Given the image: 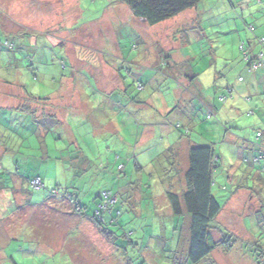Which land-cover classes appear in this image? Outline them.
Here are the masks:
<instances>
[{
  "label": "rangeland",
  "instance_id": "rangeland-1",
  "mask_svg": "<svg viewBox=\"0 0 264 264\" xmlns=\"http://www.w3.org/2000/svg\"><path fill=\"white\" fill-rule=\"evenodd\" d=\"M263 41L264 0H202L155 26L122 0H0V264H191L188 217L164 197L186 130L218 158L212 237L234 239L198 264L264 261L249 149L264 152V68L255 80L240 51ZM102 191L118 195L111 242L89 219Z\"/></svg>",
  "mask_w": 264,
  "mask_h": 264
},
{
  "label": "trees",
  "instance_id": "trees-1",
  "mask_svg": "<svg viewBox=\"0 0 264 264\" xmlns=\"http://www.w3.org/2000/svg\"><path fill=\"white\" fill-rule=\"evenodd\" d=\"M122 1L135 19L142 20L150 26H155L167 20L173 19L185 11L195 8V6L202 0ZM240 51L243 54L246 70L249 73H251L249 69L253 65V62L261 61L264 64L263 52L254 54L247 52L244 44H241ZM260 54L261 57L259 56ZM262 68H264V66H261L254 71L257 72ZM254 71L252 73H254ZM140 88L141 86L139 84V89ZM225 90L228 94H231L232 92L229 86L226 87ZM222 99H224V97H222ZM27 111L31 115L34 114V111ZM53 118H55V116H53ZM179 125L180 124L177 123L175 125L176 128H179ZM187 132L189 131L186 130L182 135L185 136ZM256 136L258 138H262L263 134L257 133ZM251 147L249 149L251 152H253V154L258 151L259 156L255 157H257V160L260 158L259 163L262 166L261 170L264 172V152L258 150L257 145L252 144ZM177 148H181L180 144L177 146ZM167 152L169 157L166 158V160L169 158L172 159V161H168V166L170 167L172 165V171L174 170L175 174L173 177L167 178L168 181L165 184L164 191L165 201L167 202V205L173 216L179 217L186 215L188 217L187 260L191 264H198L201 260L207 258L213 250L217 249L218 247L229 249L234 242V239L231 238L230 234L222 233V237L219 241L220 244H218L211 234V224L215 221L222 209L221 205L212 195L211 191L213 185V170L218 163V158L216 157V152L213 146L198 145L195 147H190L186 152V168L180 170L177 167L178 161L176 159V149L171 147L167 149ZM33 181L34 180H32L30 184L33 188H35L32 184ZM51 195L52 198L56 197L54 192H52ZM112 198H114V202H111ZM97 199V207L94 210L93 216L89 219L99 229L103 238L108 242H111L116 238L117 235V230L111 231L109 228V225H113L114 223L112 219L113 211L111 208L112 206L119 204L118 195L116 193H111V191H102L98 194ZM106 203L108 204L105 208L104 205ZM69 205L72 206L75 212H79L81 218L85 216L83 213V208L79 205V203L75 201ZM106 212L107 215L111 216L110 219L105 216ZM115 213H117L118 216L120 215V211L118 209ZM122 236L123 238H126V236ZM114 246L117 248L116 245ZM256 264H264V261L260 260L259 262V260H257Z\"/></svg>",
  "mask_w": 264,
  "mask_h": 264
},
{
  "label": "crops",
  "instance_id": "crops-1",
  "mask_svg": "<svg viewBox=\"0 0 264 264\" xmlns=\"http://www.w3.org/2000/svg\"><path fill=\"white\" fill-rule=\"evenodd\" d=\"M161 24V23H160ZM159 25V24H158ZM241 43H244V42H241ZM262 43H264V41L262 42ZM250 47H249V51L252 53V54H254L256 51H255V44L253 45V43H251L250 45H249ZM264 53V52H263ZM264 55V54H263ZM172 71H174V72H177V70L173 67V69H172ZM264 72V71H263ZM263 72L261 73V79H262V82L264 83V74H263ZM192 74H193V72H191ZM191 73H189L188 75H190V76H192V74ZM252 73V72H251ZM253 75H254V79L256 80L257 79V75H256V72L254 71V73H253ZM256 75V76H255ZM208 105H210V104H208ZM114 131V130H113ZM148 134V133H147ZM180 135H182V134H180ZM182 137H184V135H182ZM179 142H181L180 143V146H183V144H184V149L186 150V152H187V150L190 148V147H195L196 146V144L195 143H192L189 139H187V136L185 137V139H181V138H179ZM142 142H145V140L143 139V137H142ZM145 144V143H144ZM177 143H175V145H176Z\"/></svg>",
  "mask_w": 264,
  "mask_h": 264
},
{
  "label": "built area",
  "instance_id": "built-area-1",
  "mask_svg": "<svg viewBox=\"0 0 264 264\" xmlns=\"http://www.w3.org/2000/svg\"><path fill=\"white\" fill-rule=\"evenodd\" d=\"M261 57V54L259 55ZM264 66V64L261 61H255L253 62V65L249 69L250 72H253L254 70L258 69L259 67ZM33 186L36 189H39L41 187V181L39 179H36L32 182ZM112 202V199H111Z\"/></svg>",
  "mask_w": 264,
  "mask_h": 264
}]
</instances>
